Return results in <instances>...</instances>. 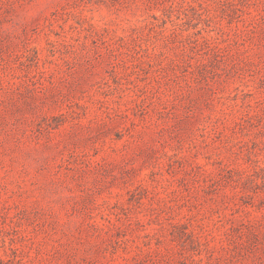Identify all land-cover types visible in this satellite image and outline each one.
I'll use <instances>...</instances> for the list:
<instances>
[{
  "label": "rangeland",
  "instance_id": "374dc122",
  "mask_svg": "<svg viewBox=\"0 0 264 264\" xmlns=\"http://www.w3.org/2000/svg\"><path fill=\"white\" fill-rule=\"evenodd\" d=\"M0 264H264V0H0Z\"/></svg>",
  "mask_w": 264,
  "mask_h": 264
}]
</instances>
